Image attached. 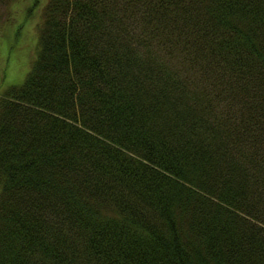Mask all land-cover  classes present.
I'll return each instance as SVG.
<instances>
[{"label": "trees", "instance_id": "1", "mask_svg": "<svg viewBox=\"0 0 264 264\" xmlns=\"http://www.w3.org/2000/svg\"><path fill=\"white\" fill-rule=\"evenodd\" d=\"M38 36L0 264H264V0H48Z\"/></svg>", "mask_w": 264, "mask_h": 264}, {"label": "rangeland", "instance_id": "2", "mask_svg": "<svg viewBox=\"0 0 264 264\" xmlns=\"http://www.w3.org/2000/svg\"><path fill=\"white\" fill-rule=\"evenodd\" d=\"M47 1L9 0L0 8V93L30 69Z\"/></svg>", "mask_w": 264, "mask_h": 264}]
</instances>
